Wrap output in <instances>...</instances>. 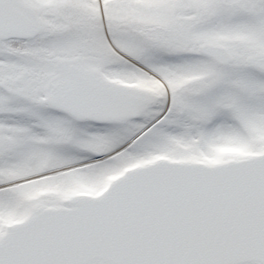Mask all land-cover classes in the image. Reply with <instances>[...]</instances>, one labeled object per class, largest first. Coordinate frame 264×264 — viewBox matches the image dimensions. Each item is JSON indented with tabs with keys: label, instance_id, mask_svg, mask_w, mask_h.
Here are the masks:
<instances>
[{
	"label": "snow or ice",
	"instance_id": "obj_1",
	"mask_svg": "<svg viewBox=\"0 0 264 264\" xmlns=\"http://www.w3.org/2000/svg\"><path fill=\"white\" fill-rule=\"evenodd\" d=\"M0 264H264V0H0Z\"/></svg>",
	"mask_w": 264,
	"mask_h": 264
},
{
	"label": "rangeland",
	"instance_id": "obj_2",
	"mask_svg": "<svg viewBox=\"0 0 264 264\" xmlns=\"http://www.w3.org/2000/svg\"><path fill=\"white\" fill-rule=\"evenodd\" d=\"M225 151H232L231 149H226Z\"/></svg>",
	"mask_w": 264,
	"mask_h": 264
}]
</instances>
